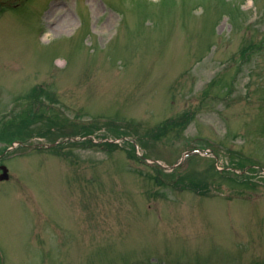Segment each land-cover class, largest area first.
Masks as SVG:
<instances>
[{
  "label": "rangeland",
  "instance_id": "374dc122",
  "mask_svg": "<svg viewBox=\"0 0 264 264\" xmlns=\"http://www.w3.org/2000/svg\"><path fill=\"white\" fill-rule=\"evenodd\" d=\"M0 156V264H264V0H0Z\"/></svg>",
  "mask_w": 264,
  "mask_h": 264
},
{
  "label": "trees",
  "instance_id": "16d2710c",
  "mask_svg": "<svg viewBox=\"0 0 264 264\" xmlns=\"http://www.w3.org/2000/svg\"><path fill=\"white\" fill-rule=\"evenodd\" d=\"M159 1H161V0H159ZM21 127H22V125H21ZM23 128H24V127H23ZM13 137H15V136H12V138H13ZM17 138H21V137H16V139H17ZM3 139H4V138H3ZM20 140H22V139H20ZM87 141H90V139H88ZM82 142H83V141H82ZM102 144H104V145H106V146H112V145H113V144H111V143H109V142H102ZM113 146H115V145H113ZM239 177H240V176H239ZM246 177H247L246 175L241 176V178L244 179V180L246 179Z\"/></svg>",
  "mask_w": 264,
  "mask_h": 264
},
{
  "label": "water",
  "instance_id": "95a60500",
  "mask_svg": "<svg viewBox=\"0 0 264 264\" xmlns=\"http://www.w3.org/2000/svg\"><path fill=\"white\" fill-rule=\"evenodd\" d=\"M1 169L3 170V173L0 175V178H6L7 179L8 176L6 173V168L4 166H1Z\"/></svg>",
  "mask_w": 264,
  "mask_h": 264
}]
</instances>
